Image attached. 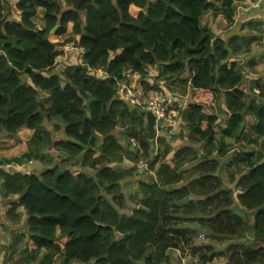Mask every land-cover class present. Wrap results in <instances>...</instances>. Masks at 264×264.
Wrapping results in <instances>:
<instances>
[{
    "label": "trees",
    "instance_id": "trees-1",
    "mask_svg": "<svg viewBox=\"0 0 264 264\" xmlns=\"http://www.w3.org/2000/svg\"><path fill=\"white\" fill-rule=\"evenodd\" d=\"M233 1L19 0L21 20L15 21L0 0V135L22 149L2 162L43 166L40 172L2 173L5 197L18 195L6 218L14 225L25 222L5 247L9 259L19 256L14 264H38L62 250L65 264H174L171 251L181 249L182 241L191 243L200 229L210 239L244 237L221 250L212 242L201 245L203 264L226 256L227 264H264V162L247 159L236 200L219 174L221 160L198 156L195 147L220 135L248 142L264 137V87L256 82L259 93L251 87L250 94L240 88L243 68L230 58L228 43L201 24L220 2L232 20ZM42 8L45 25L39 28L35 18ZM72 42L85 49L83 63L69 65L64 77L50 74L62 53L58 48ZM152 67L157 76L151 78ZM103 68L109 77L91 74ZM127 70L141 75L146 92H193L194 102L179 119L191 145L174 149L157 134L150 140L147 113L133 107L117 85ZM42 92L49 96L41 99ZM46 118L58 119L66 138L54 140ZM120 127L137 142L138 158L127 156L135 154L131 145L114 134ZM23 129L35 131L26 144ZM55 148L59 159L50 154ZM127 157L135 167L115 170ZM140 159L158 171L159 180L140 183L139 196L131 198L137 207L126 215L120 211L124 196L109 195L138 172ZM185 162H193L188 170L181 169Z\"/></svg>",
    "mask_w": 264,
    "mask_h": 264
},
{
    "label": "crops",
    "instance_id": "crops-1",
    "mask_svg": "<svg viewBox=\"0 0 264 264\" xmlns=\"http://www.w3.org/2000/svg\"><path fill=\"white\" fill-rule=\"evenodd\" d=\"M18 1L19 0H6L7 5L10 7V9L8 10L11 12L9 17L10 20H15V21L21 20V12L16 8V4ZM256 2L257 0H234L232 4V9H234V16L232 20L227 19V17L224 14V9H226V6H223L222 2H220L217 4L215 9L210 10L201 20L202 26L207 27L217 37H221L228 43L230 58L232 60L237 61L238 64L243 68L244 80L240 85V88L244 89V91L248 92V94H250L251 87L254 88L255 93H259V89L256 88V82L260 81L261 85L264 87V7L263 6L257 7ZM63 5L66 8L73 7V4L70 2L69 3L63 2ZM44 17H45V10L43 8L39 9L38 16L35 18V22L39 28H43L45 25ZM82 17L84 18L85 14H82ZM71 29H72V24L69 27V31H71ZM57 39L58 38L56 36H52V40L56 41ZM58 49L62 53L57 57L58 64L55 65V67L52 69V72H50V74H61L62 77H64V73H65L64 71H66L67 67L69 65H73L80 62L81 59L76 50L74 51L67 50L65 46L59 47ZM150 74L152 75L150 76L151 78L157 76V72H152ZM24 81L28 82V80L26 79ZM133 82L136 84L138 83L143 85L141 75L140 78H134ZM165 92H169V91H165ZM47 96H49L48 92H42L40 98L44 99ZM187 97L188 98H185V96L181 95V103L183 105V109L186 108L189 104L194 102L192 91H189ZM219 104L220 106L225 108V105L223 104L222 100L220 101ZM217 112L221 114L223 111L221 109L219 110L218 108ZM44 125L46 127V130L51 134L54 140L66 138L64 132V125L58 119L46 118ZM61 130L63 131V135L58 134ZM171 131L170 133H168V131L167 132L162 131L159 132L157 135H160V133L161 134L165 133V135L162 136L168 137L169 143L174 147V145L172 144L174 140H172L171 137L174 134L178 135L177 133L178 131L175 133L174 132L171 133ZM34 134L35 131H31L29 129H23L19 135L23 143L26 144L29 140L33 138ZM118 137L120 138L121 143L125 147H129V145H131L130 149L133 152H135L134 155L127 154V156H130L132 158L133 157L138 158L141 150L140 149L139 151L135 150V147H138L137 142L134 139H131L129 141V139H127V137L123 135V133H121V136ZM187 138L189 140V137ZM230 139L235 140L230 136L220 135L211 143L202 144L201 149L195 146L199 152L198 156L207 155L211 157H218L219 159H221L224 158L227 154L229 153L234 154L235 152L234 156L232 157L233 161H235V158L237 159L241 158L243 160L242 162H244L247 161V159L251 158L250 156H248L246 159H244V156L243 157L241 156V153L248 154L249 151L245 153V151L243 150L242 151L237 150L245 143L244 141H243L244 143L243 142L238 143L237 145L238 148L235 149L230 143ZM96 140L98 143V148H100L102 144V138L99 136V138L97 137ZM242 140L245 139L243 138ZM134 141L136 142V145H134ZM14 145L15 144L13 143V141L8 139H3L2 135H0V264H14L15 260L19 258V256L16 255L14 256V258L9 259L10 253L7 251L5 247L10 244L12 233L15 230L23 231L24 229H21V227L24 226L25 224V222H23L22 225H14L6 218V213L10 208V201L17 199L18 195H10L7 198L5 197V187H4V179L2 173L14 172V171H21V172L31 171V169L28 167L29 164L26 160L23 162L22 159L11 163L2 162V159H4L5 157L12 158L13 156L19 154L20 152L19 149H21V147ZM160 148L161 147L158 144H156V148H155L156 151L160 150ZM174 149L177 148L174 147ZM174 151L168 156V158L173 157ZM153 153H155L153 154V156L157 154V152H153ZM50 154L55 159H59V157L61 156V152L59 148L52 149L50 151ZM229 159L227 160L228 164L226 169L227 168L229 169L230 166H233L230 165ZM251 160L255 162L254 159ZM141 163H143L144 166H142ZM192 164L193 162H185L181 166V169L188 170L189 168H191ZM135 165H136L135 161L127 157L123 160V162L115 164L114 169L119 171H124L135 167ZM137 166L139 168L138 172H135L132 176L126 178L121 184H119L116 187V189L111 193V195H109L110 199H113L114 196H117L119 194H122L124 196L126 200V207L121 209L120 211L121 213L126 215H129L132 212V210L137 207L136 204L132 202L131 198L133 194L137 195V192L139 193L140 183L141 182L153 183L159 180L158 171L156 169L154 170L149 169L148 164L144 160L140 159L137 163ZM77 168H81V167L75 166L73 170H76ZM247 170L248 168L242 170L241 175L246 173ZM88 171L95 174V172L90 169ZM231 171L233 172V170ZM182 185H184V183ZM238 195L235 197L236 200L238 199ZM137 196H139V194ZM59 259H62V261L65 264L64 250H62L58 254L50 255L46 257L44 262L41 264H58Z\"/></svg>",
    "mask_w": 264,
    "mask_h": 264
},
{
    "label": "rangeland",
    "instance_id": "rangeland-1",
    "mask_svg": "<svg viewBox=\"0 0 264 264\" xmlns=\"http://www.w3.org/2000/svg\"><path fill=\"white\" fill-rule=\"evenodd\" d=\"M153 1H155V0H153ZM76 64H81V63L78 62ZM156 71H157V68H154V67L150 68V73L156 72ZM25 79L26 78L24 77V80ZM64 81H65V79H64ZM165 84L168 85L169 83H165ZM185 98H188L187 95H185ZM176 127L177 128L174 131V133L178 131L177 133L179 134L180 132L183 131V136L181 138H179L177 141L172 143L174 145V147L179 148V147H181L183 145L191 144V142L187 139V137H189L188 136L189 135V131L188 130H183L182 127L180 128L179 125L176 126ZM59 129H60V127H59ZM122 131H123V128L120 127L117 130H115L114 133L117 136H121ZM165 132H167V131H165ZM58 134L59 135H63V131L61 130ZM160 135H165V133L164 134L160 133ZM240 142H243L244 144L240 148H238L237 145ZM230 143L232 144V146L235 149L238 148L237 150H241V151L243 150V151H245V153L249 151L248 154L247 153L246 154L241 153V156L242 157L244 156V159H246L248 156H250L251 157L250 159H254L257 165H260V164H262V162H264L263 161L264 160V137L259 139V141H257V142H248L247 140H242V139L239 140V141L230 139ZM195 146L201 149L202 144H195ZM23 147H25V146H23ZM234 154H235V152H234ZM234 154L233 153H229L224 158L220 159L221 162H222V167H221V169L219 171V174L222 177V179L224 180L225 187L226 188H230L231 190L234 189L233 190L234 191V196L236 197L238 195V193H239L237 191V189L235 188L236 184L239 181V179H241V177H242V175H241L242 174V170L248 168V163H247V161L242 162L243 160L241 158H239V159L235 158V161H233L232 157L234 156ZM229 157H230V159H229ZM235 157H236V155H235ZM228 159L230 160L229 161L230 165H233V166H230L229 169L228 168L226 169L227 164H228L227 163ZM28 167L31 170L36 169L37 172H40L43 169V166L40 163H37V162H34L32 164L29 163ZM80 169L81 168H77L74 171H78ZM24 170H26V169H24ZM231 170H233V172ZM236 206H239V204L238 203L235 204V207ZM239 207H237V209H239ZM245 218L248 219L250 222H252L253 221V213H249L248 214V212H247L245 214ZM192 239L193 240L189 244L184 242V241H182L181 249H176V250H172L171 251L172 259H173V263L174 264H203L201 259H200V254L201 253H200V250H199V247H201V245L206 244L208 242H212V243L215 244V246H216V248L218 250H221V249H225L231 243H237V242H240V241L244 240V237L240 238L239 236H237V237H229L228 239L215 240V239L208 238L207 233L205 232V230L200 229V232L196 233L194 235V238H192ZM227 260H228L227 256H226V258H217L210 264H227ZM43 262H41V263H43ZM41 263H38V264H41ZM58 264H64L62 259H59V263Z\"/></svg>",
    "mask_w": 264,
    "mask_h": 264
},
{
    "label": "built area",
    "instance_id": "built-area-1",
    "mask_svg": "<svg viewBox=\"0 0 264 264\" xmlns=\"http://www.w3.org/2000/svg\"><path fill=\"white\" fill-rule=\"evenodd\" d=\"M257 7H264V0H257ZM67 50L78 52L81 58L80 63L84 61L85 49L80 47L77 43L72 42L64 45ZM58 64V58L55 59V65ZM91 74L100 78H107L109 74L103 68L93 71ZM134 78H140L138 72L127 70L123 73L121 79H117V85L120 93H122L127 101L136 108L145 111H151L155 115L156 133L168 131L179 125L180 112L183 108L181 103V95L178 93L165 92V91H145L142 84L133 82ZM134 145L136 142L134 141ZM144 166L143 163H141Z\"/></svg>",
    "mask_w": 264,
    "mask_h": 264
},
{
    "label": "water",
    "instance_id": "water-1",
    "mask_svg": "<svg viewBox=\"0 0 264 264\" xmlns=\"http://www.w3.org/2000/svg\"><path fill=\"white\" fill-rule=\"evenodd\" d=\"M146 119H147V127L149 130V137L150 140L153 141L154 138L156 137V126H155V115L153 112L148 111L146 114ZM177 127H174L171 131V133H173L176 130ZM155 154V153H153ZM28 162V160H26ZM139 193L137 192V195Z\"/></svg>",
    "mask_w": 264,
    "mask_h": 264
},
{
    "label": "clouds",
    "instance_id": "clouds-1",
    "mask_svg": "<svg viewBox=\"0 0 264 264\" xmlns=\"http://www.w3.org/2000/svg\"><path fill=\"white\" fill-rule=\"evenodd\" d=\"M146 122H147V119H146ZM157 134V133H156Z\"/></svg>",
    "mask_w": 264,
    "mask_h": 264
}]
</instances>
